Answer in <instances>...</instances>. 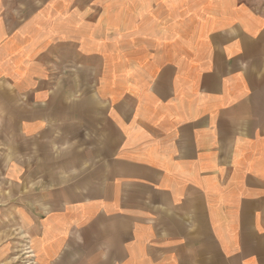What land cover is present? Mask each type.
<instances>
[{
	"label": "crops",
	"instance_id": "0c3cea01",
	"mask_svg": "<svg viewBox=\"0 0 264 264\" xmlns=\"http://www.w3.org/2000/svg\"><path fill=\"white\" fill-rule=\"evenodd\" d=\"M26 247L264 264V10L0 0V264Z\"/></svg>",
	"mask_w": 264,
	"mask_h": 264
},
{
	"label": "rangeland",
	"instance_id": "374dc122",
	"mask_svg": "<svg viewBox=\"0 0 264 264\" xmlns=\"http://www.w3.org/2000/svg\"><path fill=\"white\" fill-rule=\"evenodd\" d=\"M245 2H249L256 9L264 10V0H244ZM33 253L28 247H26V251L22 253L21 262L19 264H32ZM31 261V262H30Z\"/></svg>",
	"mask_w": 264,
	"mask_h": 264
}]
</instances>
